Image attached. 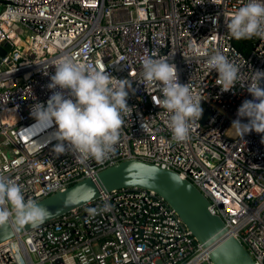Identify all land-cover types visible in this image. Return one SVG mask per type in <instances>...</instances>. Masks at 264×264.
<instances>
[{"label":"built area","instance_id":"2783aa9c","mask_svg":"<svg viewBox=\"0 0 264 264\" xmlns=\"http://www.w3.org/2000/svg\"><path fill=\"white\" fill-rule=\"evenodd\" d=\"M248 0H0V176L35 201L120 160L139 158L176 171L209 200L256 264H264V133L229 130L253 99V73L264 71V39L237 40L225 20ZM215 20V23L213 22ZM27 33L25 37L19 32ZM220 50L238 68L222 92L207 61ZM127 79L131 115L114 153L78 162L71 146L52 150L54 129L34 125L31 109L52 94L57 62ZM166 58L203 114L177 142L159 82L142 77L144 60ZM264 87V80L261 81ZM59 90V89H57ZM127 90V89H126ZM242 118V123H247ZM34 125V126H33ZM95 208L90 214L87 209ZM16 242L23 262L16 256ZM0 264H213L170 203L144 187L104 191L58 219L0 242Z\"/></svg>","mask_w":264,"mask_h":264},{"label":"clouds","instance_id":"9594fccd","mask_svg":"<svg viewBox=\"0 0 264 264\" xmlns=\"http://www.w3.org/2000/svg\"><path fill=\"white\" fill-rule=\"evenodd\" d=\"M225 23L228 32L237 40L264 39V0H248ZM207 63L218 73L217 85L221 91L231 90L238 80V66L220 50L210 55ZM142 68L144 81L159 82L161 86L162 99L153 101L170 114L167 126L173 139L186 141L191 123L202 117L201 102L195 99L188 84L179 82L176 65L169 63L168 59L148 58ZM253 79L254 85L248 88L253 99L242 102L237 110V119L232 121L229 129L239 137L252 131L264 133V87H261L264 71H254ZM47 88L52 94L46 105L34 104L30 114L36 121L34 125L54 129L52 150L57 155L65 154L69 145L80 163L88 159L102 162L114 153L124 126V116L132 113L127 103L128 90L131 89L127 79L114 82L108 73L86 70L66 56L57 62ZM245 117L248 122L242 123ZM87 211L95 214L97 209ZM50 216L47 207L31 198L26 199L21 185L0 176V225L13 218L18 226L35 228Z\"/></svg>","mask_w":264,"mask_h":264},{"label":"water","instance_id":"95a60500","mask_svg":"<svg viewBox=\"0 0 264 264\" xmlns=\"http://www.w3.org/2000/svg\"><path fill=\"white\" fill-rule=\"evenodd\" d=\"M0 53H4L1 48ZM137 187L153 189L170 203L195 238L208 247L213 264H256L240 240L227 232L223 219L209 210V200L192 182L151 161L120 160L36 202L51 212L46 223L58 219L71 208L93 201L101 192ZM30 228L18 226L10 218L0 225V242Z\"/></svg>","mask_w":264,"mask_h":264},{"label":"rangeland","instance_id":"374dc122","mask_svg":"<svg viewBox=\"0 0 264 264\" xmlns=\"http://www.w3.org/2000/svg\"><path fill=\"white\" fill-rule=\"evenodd\" d=\"M19 32L22 34L23 37H25L27 35V33L23 32L21 29H19ZM13 249H14L16 256L21 260V262H23L22 254H21L16 242L13 244Z\"/></svg>","mask_w":264,"mask_h":264}]
</instances>
